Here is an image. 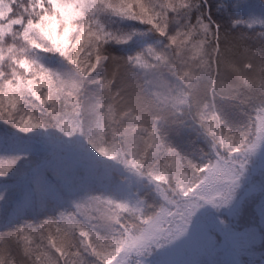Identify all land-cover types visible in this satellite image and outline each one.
<instances>
[{
  "label": "snow or ice",
  "instance_id": "snow-or-ice-1",
  "mask_svg": "<svg viewBox=\"0 0 264 264\" xmlns=\"http://www.w3.org/2000/svg\"><path fill=\"white\" fill-rule=\"evenodd\" d=\"M0 264H264V0H0Z\"/></svg>",
  "mask_w": 264,
  "mask_h": 264
},
{
  "label": "trees",
  "instance_id": "trees-1",
  "mask_svg": "<svg viewBox=\"0 0 264 264\" xmlns=\"http://www.w3.org/2000/svg\"><path fill=\"white\" fill-rule=\"evenodd\" d=\"M223 2L228 3V2H231V0H223ZM260 2H261V0H258V3H260ZM190 158L195 159L196 157L195 156H192Z\"/></svg>",
  "mask_w": 264,
  "mask_h": 264
},
{
  "label": "rangeland",
  "instance_id": "rangeland-1",
  "mask_svg": "<svg viewBox=\"0 0 264 264\" xmlns=\"http://www.w3.org/2000/svg\"><path fill=\"white\" fill-rule=\"evenodd\" d=\"M250 3L258 4V0H249Z\"/></svg>",
  "mask_w": 264,
  "mask_h": 264
}]
</instances>
